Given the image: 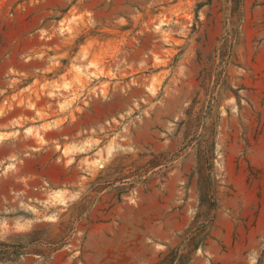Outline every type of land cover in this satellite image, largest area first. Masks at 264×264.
Returning <instances> with one entry per match:
<instances>
[{
	"label": "rangeland",
	"instance_id": "374dc122",
	"mask_svg": "<svg viewBox=\"0 0 264 264\" xmlns=\"http://www.w3.org/2000/svg\"><path fill=\"white\" fill-rule=\"evenodd\" d=\"M0 264H264V0H0Z\"/></svg>",
	"mask_w": 264,
	"mask_h": 264
}]
</instances>
